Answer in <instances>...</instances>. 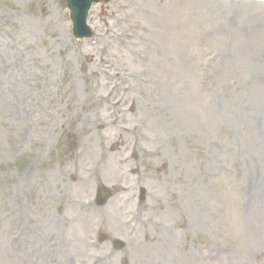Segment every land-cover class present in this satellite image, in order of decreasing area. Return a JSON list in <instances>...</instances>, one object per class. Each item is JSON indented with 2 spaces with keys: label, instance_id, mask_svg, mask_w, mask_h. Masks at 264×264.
I'll return each instance as SVG.
<instances>
[{
  "label": "rangeland",
  "instance_id": "obj_1",
  "mask_svg": "<svg viewBox=\"0 0 264 264\" xmlns=\"http://www.w3.org/2000/svg\"><path fill=\"white\" fill-rule=\"evenodd\" d=\"M209 1L108 0L78 41L0 0V264H264V1Z\"/></svg>",
  "mask_w": 264,
  "mask_h": 264
},
{
  "label": "water",
  "instance_id": "obj_2",
  "mask_svg": "<svg viewBox=\"0 0 264 264\" xmlns=\"http://www.w3.org/2000/svg\"><path fill=\"white\" fill-rule=\"evenodd\" d=\"M100 0H66V5L70 10V18L73 22V34L76 37H82L84 35H90V30L85 26L84 20L86 11L90 6L91 2H97ZM107 196L106 192L100 193L99 203Z\"/></svg>",
  "mask_w": 264,
  "mask_h": 264
},
{
  "label": "bare ground",
  "instance_id": "obj_3",
  "mask_svg": "<svg viewBox=\"0 0 264 264\" xmlns=\"http://www.w3.org/2000/svg\"><path fill=\"white\" fill-rule=\"evenodd\" d=\"M200 2H208L209 0H199ZM213 1H220V0H213ZM222 1V0H221ZM224 1V3L227 5V6H230V7H233V5H234V8H237L238 6H237V3L238 2H243V1H241V0H223ZM210 2V1H209ZM236 3V4H235ZM239 4V3H238ZM242 4V3H241ZM133 169H136V168H133ZM121 193H123L124 194V191H120ZM129 201L130 200H127L126 198H125V200H124V202L128 205V206H130L131 207V202L129 203ZM132 204H133V202H132Z\"/></svg>",
  "mask_w": 264,
  "mask_h": 264
}]
</instances>
